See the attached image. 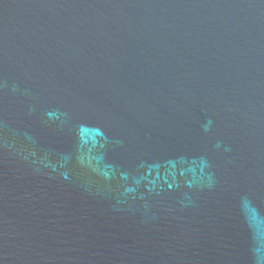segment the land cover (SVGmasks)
Masks as SVG:
<instances>
[{
  "label": "water",
  "instance_id": "obj_1",
  "mask_svg": "<svg viewBox=\"0 0 264 264\" xmlns=\"http://www.w3.org/2000/svg\"><path fill=\"white\" fill-rule=\"evenodd\" d=\"M0 264H264V0H0Z\"/></svg>",
  "mask_w": 264,
  "mask_h": 264
}]
</instances>
